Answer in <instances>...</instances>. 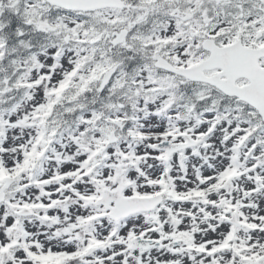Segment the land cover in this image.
I'll list each match as a JSON object with an SVG mask.
<instances>
[{"label":"snow or ice","instance_id":"obj_1","mask_svg":"<svg viewBox=\"0 0 264 264\" xmlns=\"http://www.w3.org/2000/svg\"><path fill=\"white\" fill-rule=\"evenodd\" d=\"M0 264H264V0H0Z\"/></svg>","mask_w":264,"mask_h":264}]
</instances>
